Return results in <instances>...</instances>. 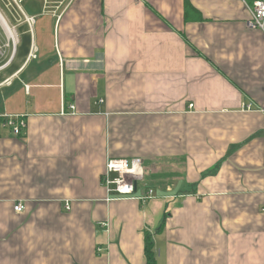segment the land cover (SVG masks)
<instances>
[{"label": "crops", "instance_id": "obj_1", "mask_svg": "<svg viewBox=\"0 0 264 264\" xmlns=\"http://www.w3.org/2000/svg\"><path fill=\"white\" fill-rule=\"evenodd\" d=\"M186 1L4 8L0 117L27 127L0 124V264H147L148 238L157 264H264V32ZM109 159L154 197L107 195Z\"/></svg>", "mask_w": 264, "mask_h": 264}, {"label": "built area", "instance_id": "obj_2", "mask_svg": "<svg viewBox=\"0 0 264 264\" xmlns=\"http://www.w3.org/2000/svg\"><path fill=\"white\" fill-rule=\"evenodd\" d=\"M13 1L18 5L19 0ZM241 1L247 6L250 12V18L247 21L248 28L264 32V0ZM0 15L1 18H4L1 11ZM27 22L33 25L34 19L28 18ZM7 29L13 37L12 30L9 27H7ZM100 103H103V100H100ZM69 110L75 111V106H70ZM246 110L252 111L253 109L251 105H249L246 107ZM64 114L68 115L70 113L65 110ZM0 124L9 128L15 137H22L27 127L25 120L19 116L6 115L0 117ZM144 174L142 159H109L106 163L101 180L109 196L116 195L118 199H134L140 202H147L154 197V191L152 189H147L142 192L141 196H136L137 192L140 190L139 184L144 181ZM66 210H70L69 205H67ZM15 211L17 213H23L25 211V206L17 204L15 206Z\"/></svg>", "mask_w": 264, "mask_h": 264}, {"label": "trees", "instance_id": "obj_3", "mask_svg": "<svg viewBox=\"0 0 264 264\" xmlns=\"http://www.w3.org/2000/svg\"><path fill=\"white\" fill-rule=\"evenodd\" d=\"M1 6V5H0ZM4 10V6L2 4ZM194 14V15H193ZM199 13L193 9L189 0L186 1V18L187 20L195 19L194 17ZM146 258L147 264H157L156 255L154 253V244L150 238L147 239L146 243Z\"/></svg>", "mask_w": 264, "mask_h": 264}, {"label": "rangeland", "instance_id": "obj_4", "mask_svg": "<svg viewBox=\"0 0 264 264\" xmlns=\"http://www.w3.org/2000/svg\"><path fill=\"white\" fill-rule=\"evenodd\" d=\"M27 1L29 2V1H33V0H27ZM2 4H3L4 8L7 9V11L11 10L14 14L19 15L21 13L20 7L23 5V0H20V2H18V5L13 0H0V5H1L0 11H1V13L4 14V16H6L5 11H4L5 9L2 10L3 9ZM139 188H140V191L142 192V190L145 189L144 184L140 183Z\"/></svg>", "mask_w": 264, "mask_h": 264}, {"label": "bare ground", "instance_id": "obj_5", "mask_svg": "<svg viewBox=\"0 0 264 264\" xmlns=\"http://www.w3.org/2000/svg\"><path fill=\"white\" fill-rule=\"evenodd\" d=\"M2 19H1V17H0V21H1Z\"/></svg>", "mask_w": 264, "mask_h": 264}]
</instances>
